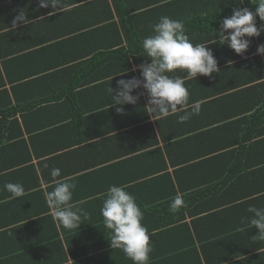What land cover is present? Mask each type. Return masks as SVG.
<instances>
[{
	"label": "crops",
	"instance_id": "obj_1",
	"mask_svg": "<svg viewBox=\"0 0 264 264\" xmlns=\"http://www.w3.org/2000/svg\"><path fill=\"white\" fill-rule=\"evenodd\" d=\"M211 1L58 0L62 10L51 13L39 0H0V264H133L111 249L103 225L100 209L112 185L135 197L150 236L176 225L168 222L179 214L170 210L177 194L195 218L264 196V55L257 54L264 41L249 38L247 58H238L219 39L221 19L211 31L198 26L218 7ZM21 12L30 22L13 27ZM162 16L182 21L193 44L208 45L223 80L219 72L195 79L177 69L190 95L185 110L198 103V114L180 123L182 113L160 118L141 108L125 127L108 125L117 117L108 82L131 73L140 78L133 69L147 56L143 39ZM131 48L142 58L130 57L131 68L124 61L127 72L114 73L118 60H108V52ZM110 145L134 153L108 161ZM53 168L60 177H51ZM64 181L76 185L73 208L87 214L78 229L47 217L46 193ZM9 182L25 194L9 199ZM158 242L150 241L149 264L193 263L175 255L188 246L175 251L172 241Z\"/></svg>",
	"mask_w": 264,
	"mask_h": 264
},
{
	"label": "clouds",
	"instance_id": "obj_2",
	"mask_svg": "<svg viewBox=\"0 0 264 264\" xmlns=\"http://www.w3.org/2000/svg\"><path fill=\"white\" fill-rule=\"evenodd\" d=\"M251 2L256 5L255 12L248 8H237L230 17L220 21L219 39L238 55L248 50L249 38L259 37L264 32V25L258 28L256 24V17L264 21V0ZM39 7H51V13L62 10L58 0H39ZM21 22L25 25L30 22L24 12L13 20L12 26ZM142 47L150 62L133 69L139 70L141 78L133 76L119 79L115 89L110 87L112 106H116L117 113L124 112V105L137 104L141 95L137 90L143 88L148 96L149 113L153 116L167 118L170 114L182 113L178 116V122L183 123L198 114V103L191 110H185L188 107L189 92L184 79L174 73L177 69L185 70L189 78L195 79L198 75L212 76L218 73L217 59L208 45L193 44L182 21L162 16L153 25V34L143 39ZM257 54L264 55V44L257 48ZM133 92L137 94L133 95ZM50 175L53 178L60 177L61 170L53 168ZM75 187L72 182H57L55 188L46 193V202L52 210L53 218L69 230L78 229L83 222L82 217L87 215L83 209H74L70 203ZM4 189L11 194L9 199L25 194L24 187L19 183H6ZM184 205L182 196L177 194L170 203V210L175 212ZM248 211L252 214L251 224L258 230L252 239L264 241V208L250 206ZM100 212L105 229L110 230L108 241L111 249L122 250L133 264H149L153 249L150 233L142 224L144 213L125 186L109 187Z\"/></svg>",
	"mask_w": 264,
	"mask_h": 264
},
{
	"label": "trees",
	"instance_id": "obj_3",
	"mask_svg": "<svg viewBox=\"0 0 264 264\" xmlns=\"http://www.w3.org/2000/svg\"><path fill=\"white\" fill-rule=\"evenodd\" d=\"M218 3V7L214 6L215 12L212 14L209 13V19H204L200 17L201 23L198 26L201 30H212L214 29V25L216 22L222 21L226 17H230L233 13L234 9L237 8H248L250 11L255 12L256 5L251 2V0H213ZM209 2L212 3L211 0ZM255 2V0H253ZM210 6V5H209ZM208 9V7H207ZM221 15V16H220ZM219 16V18H217ZM215 18V19H214ZM257 27H261L264 25V21H261L259 17H256ZM230 31V30H229ZM261 38L262 42L264 41V32L258 37ZM253 39V38H252ZM254 40V39H253ZM212 41V40H209ZM219 44H221L219 42ZM223 44V43H222ZM126 51V49H119L115 52H108V60L117 59L116 63H113L116 69L113 70L114 73H122L124 71L127 72L131 68L130 57H133L136 61V55L142 58L140 54V50L136 53H132L131 50ZM144 49H142L143 51ZM126 51V52H125ZM246 53V52H245ZM247 54L239 55L240 59L247 58ZM253 59L252 61H254ZM124 61L128 63V66L125 68ZM248 63V60H245ZM150 62V58L146 56L143 58V63ZM224 62V61H223ZM139 63V62H138ZM110 62L108 63V65ZM241 64V63H240ZM236 66H232L228 70V74L230 70H234ZM122 69V70H121ZM220 76L222 75L221 81L223 80V72L220 71ZM134 74H125L122 79H126L128 77H133ZM141 78V77H140ZM119 80V79H118ZM118 80H114L108 82V89L110 91V87L115 89L116 82ZM241 82V81H240ZM232 84V82H231ZM244 84V81L238 84H235L233 87H240ZM139 93L140 89L137 90ZM137 92H133V95H136ZM190 96V95H189ZM113 102V101H112ZM142 104V105H141ZM115 109V106H112ZM124 112L117 113V117L115 120L110 121L108 119V125L110 123H114L118 128L125 127L130 118L129 113L136 112L139 109L144 114H149V111L146 109V105L144 103L143 97L140 95V99L135 105H124ZM148 116V115H147ZM251 118V117H250ZM244 121V120H242ZM245 122V121H244ZM144 127L152 128V123H146ZM253 134V133H252ZM119 146H108V151H106V155L108 161H116L124 159L127 155L134 153V150L128 151H117L115 148ZM37 201V200H36ZM243 203V204H242ZM237 204H231L229 208L221 209L219 208V212H213L209 215H202L195 218V213L190 211V205L185 202V205L181 208L177 209L179 213L178 216L172 218L173 220L168 223H174V225L170 230L164 228H160L157 230L156 234H152L150 236V241L160 240L161 244L163 242L172 241L171 245H173V249L177 251V249H184V247L188 246L187 249L181 253H175L177 257H191L193 258L191 262L195 264V259L198 260L199 264H202V260H205L206 264H264V241L253 240L252 236L258 233V230L251 224L252 215L248 211L249 204H260L264 203V196L254 198L249 200V202H242ZM186 209L189 211L188 215L192 217L190 222H187V217L183 214ZM182 214V215H181ZM180 215V216H179ZM52 220V215L47 216ZM218 223V224H217ZM208 224V225H204ZM221 224V225H219ZM166 225V224H162ZM207 226V227H206ZM154 235H156L154 237ZM175 241V242H173ZM158 242V243H160ZM181 242H184L185 245H179ZM171 249H169L170 251ZM180 262H184L181 258ZM170 264V262L168 263Z\"/></svg>",
	"mask_w": 264,
	"mask_h": 264
},
{
	"label": "bare ground",
	"instance_id": "obj_4",
	"mask_svg": "<svg viewBox=\"0 0 264 264\" xmlns=\"http://www.w3.org/2000/svg\"><path fill=\"white\" fill-rule=\"evenodd\" d=\"M214 191V190H213Z\"/></svg>",
	"mask_w": 264,
	"mask_h": 264
}]
</instances>
